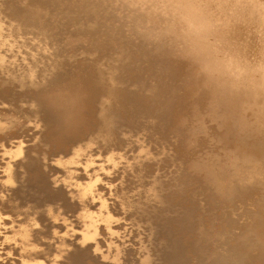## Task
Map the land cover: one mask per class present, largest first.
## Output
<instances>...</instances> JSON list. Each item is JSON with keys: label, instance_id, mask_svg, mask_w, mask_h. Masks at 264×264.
I'll list each match as a JSON object with an SVG mask.
<instances>
[{"label": "clouds", "instance_id": "9594fccd", "mask_svg": "<svg viewBox=\"0 0 264 264\" xmlns=\"http://www.w3.org/2000/svg\"><path fill=\"white\" fill-rule=\"evenodd\" d=\"M0 264H264V0L0 9Z\"/></svg>", "mask_w": 264, "mask_h": 264}, {"label": "rangeland", "instance_id": "374dc122", "mask_svg": "<svg viewBox=\"0 0 264 264\" xmlns=\"http://www.w3.org/2000/svg\"><path fill=\"white\" fill-rule=\"evenodd\" d=\"M8 8V9H10V10H12L13 12H15V11H17L18 10V0H0V9H3V8ZM95 46L96 47H98V48H100L101 50H106L107 49V47H108V43H107V41H105L103 38H98L97 40H96V42H95ZM123 102L125 103V104H127L128 103V100H127V98L126 97H124L123 98ZM34 167V166H33ZM40 179H38V174L35 172V171H33L32 173H31V175H30V178H29V180H28V183H30L31 185H32V187H33V189H38V194H37V192H36V194H34L35 196H36V198H35V196L33 197L34 198V200H33V198L31 199V198H29V199H27V201H30V202H32V201H34V202H32L35 206H37V208H40V207H38V206H41L42 207V203H46V202H49V201H54L55 199H61L62 198V200H64V204L66 205V207H67V204L69 203L68 202V200L66 199L67 197L65 196L66 194L63 192V190H53V191H55V193L54 192H52V189H50V192L48 191L49 189V187H48V185H47V182L45 181V179L43 178L42 180H44V182L46 183V185H47V188H46V185H45V183H43V182H41V181H39ZM42 184H44V186L42 185ZM43 188V189H42ZM48 189V190H47ZM42 190V191H41ZM58 192V193H57ZM59 192H60V194H59ZM41 195H40V194ZM42 193L44 194V196L42 195ZM48 194V196L49 195H51L52 197H54V198H52L51 196H49V198H51V199H49L48 198V196H47V194ZM54 193V194H56V196H58V197H56L54 194L52 195V194ZM38 195H39V197H38ZM45 195L47 196V198L45 197ZM61 197H60V196ZM33 196V195H32ZM63 196H65V198L63 197ZM41 197H43L42 199H41ZM45 198L47 199V201L45 200ZM64 198V199H63ZM49 199V200H48ZM54 199V200H53ZM66 199V200H65ZM37 200H39L38 202H36ZM41 200V201H40ZM66 202V203H65ZM68 202V203H67ZM37 203V204H36ZM41 205H40V204ZM39 204V205H38ZM69 205V204H68ZM72 205H69L68 207H71ZM211 207H213V208H215V209H217V210H219L221 207H222V205L219 203V202H217V201H213V203H212V205H211ZM161 211V209L159 210V209H152V208H147V209H138V212H137V214L138 215H145V214H148V215H152L153 213H159ZM44 217H43V215H42V219H43Z\"/></svg>", "mask_w": 264, "mask_h": 264}, {"label": "bare ground", "instance_id": "6f19581e", "mask_svg": "<svg viewBox=\"0 0 264 264\" xmlns=\"http://www.w3.org/2000/svg\"><path fill=\"white\" fill-rule=\"evenodd\" d=\"M37 174H38V173H37ZM38 179H40L39 181L45 183L44 180H42L43 177H41L39 174H38ZM45 181H46V180H45ZM42 185L44 186V184H42ZM45 185H46V183H45ZM22 188H23V191H22V192H18L17 195L20 196V198H21L22 200H25V201H27V199H29V198L32 199V198L35 196L34 194H36V192L38 191L37 188H36V189H33L32 185H31L30 183H28V182H27V187H23V186H22ZM46 188H47V185H46ZM42 189H43V188H42ZM48 189H49V190H48ZM48 189H47V190L50 192V188H48ZM60 190H63V189H60ZM41 191H42V190H41ZM52 192L55 193V191H53V190H52ZM63 192H64V191H63ZM54 193H53V194H54ZM57 193H58V192H57ZM37 194H38V192H37ZM37 194H36V195H37ZM39 194H40V193H39ZM46 194H47V193H46ZM51 194H52V193H51ZM53 194H52V195H53ZM59 194H60V192H59ZM61 194H62V193H61ZM61 194H60V195H61ZM32 195H33V196H32ZM40 195H41V194H40ZM42 195L44 196L43 193H42ZM54 195L56 196V194H54ZM60 195H59V196H60ZM47 196H48V194H47ZM47 196L45 195L46 198H47ZM49 196H51V195H49ZM49 196H48V198H49ZM65 196H66V195H65ZM65 196H63V197L65 198ZM38 197H39V195H38ZM51 197H52V196H51ZM56 197H58V196H56ZM60 197H61V196H60ZM35 198H36V196H35ZM39 198H40V197H39ZM42 198H43V197H41V199H42ZM46 198H45V200L47 201ZM52 198H54V197H52ZM64 198H63V199H64ZM49 199H51V198H49ZM49 199H48V200H49ZM61 199H62V198H61ZM66 199H67V198H66ZM66 199H65V200H66ZM29 200H30V199H29ZM33 200H34V198H33ZM53 200H54V199H53ZM55 200H57V199H55ZM38 201H39V200H37L36 202H38ZM40 201H41V200H40ZM63 201H64V200H63ZM32 202H34V201H32ZM46 203H47V202H46ZM46 203H45V204H46ZM65 203H66V202H65ZM67 203H68V202H67ZM36 204H37V203H36ZM39 204H40V203H39ZM39 204H38V205H39ZM42 204H43V205H42V207H43L45 204H44V203H42ZM68 204H69V203H68ZM68 204H67V207H68L69 205H71V204H69V205H68ZM40 205H41V204H40ZM65 206H66V205H65ZM36 207H37V206H36ZM38 207H41V206H38ZM71 207H73V206H71ZM159 210H160V209H159ZM42 215H43V214H42Z\"/></svg>", "mask_w": 264, "mask_h": 264}]
</instances>
